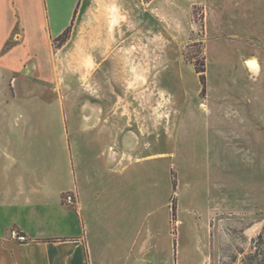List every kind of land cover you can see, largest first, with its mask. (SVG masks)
<instances>
[{"label": "rangeland", "instance_id": "374dc122", "mask_svg": "<svg viewBox=\"0 0 264 264\" xmlns=\"http://www.w3.org/2000/svg\"><path fill=\"white\" fill-rule=\"evenodd\" d=\"M134 1L111 58L48 60L69 121L85 100L136 115L140 163L92 182L107 237L140 264H264V0Z\"/></svg>", "mask_w": 264, "mask_h": 264}, {"label": "crops", "instance_id": "0c3cea01", "mask_svg": "<svg viewBox=\"0 0 264 264\" xmlns=\"http://www.w3.org/2000/svg\"><path fill=\"white\" fill-rule=\"evenodd\" d=\"M133 2L0 0V264H140L138 240L125 251L108 239L110 222L92 196L97 163L111 174L140 163V147L130 146L140 131L135 113L129 122L121 110L108 116L110 103L85 100L73 104L69 121L46 82L53 54L61 65L111 58L98 45L118 39ZM114 11L121 16L115 24ZM49 109L50 121L43 116ZM13 229L27 239L11 238Z\"/></svg>", "mask_w": 264, "mask_h": 264}, {"label": "bare ground", "instance_id": "6f19581e", "mask_svg": "<svg viewBox=\"0 0 264 264\" xmlns=\"http://www.w3.org/2000/svg\"><path fill=\"white\" fill-rule=\"evenodd\" d=\"M114 16H113V23H118L120 22L121 16L117 11H114ZM246 64L251 67V68H258L259 64L256 63L254 60H252V58H247L246 59ZM135 72L137 75V78H140V71L138 70V68H135ZM142 77V76H141ZM164 96V94H162ZM165 99V98H164ZM160 106V105H159Z\"/></svg>", "mask_w": 264, "mask_h": 264}, {"label": "built area", "instance_id": "2783aa9c", "mask_svg": "<svg viewBox=\"0 0 264 264\" xmlns=\"http://www.w3.org/2000/svg\"><path fill=\"white\" fill-rule=\"evenodd\" d=\"M65 198H66V201L71 202L73 197L71 194H67ZM10 237L18 241H25L27 239L26 235L20 233L16 229L11 230Z\"/></svg>", "mask_w": 264, "mask_h": 264}, {"label": "trees", "instance_id": "16d2710c", "mask_svg": "<svg viewBox=\"0 0 264 264\" xmlns=\"http://www.w3.org/2000/svg\"><path fill=\"white\" fill-rule=\"evenodd\" d=\"M69 30H70V28H68V29L66 30L65 33L69 32ZM197 71H198V72H200V71H204V69H203V70H197Z\"/></svg>", "mask_w": 264, "mask_h": 264}]
</instances>
